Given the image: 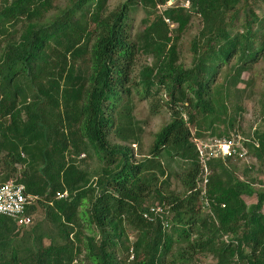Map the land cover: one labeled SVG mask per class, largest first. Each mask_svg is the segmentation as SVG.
I'll list each match as a JSON object with an SVG mask.
<instances>
[{"label": "trees", "instance_id": "16d2710c", "mask_svg": "<svg viewBox=\"0 0 264 264\" xmlns=\"http://www.w3.org/2000/svg\"><path fill=\"white\" fill-rule=\"evenodd\" d=\"M107 1L60 7L58 0H0L2 183L22 184L36 198L27 215L44 209L61 240L20 248L15 241L25 228L0 216V264H201L200 255H209V264H264L257 178H239L226 166L232 158L219 157L208 161L202 192L192 142L202 124L207 131L215 122L233 127L232 87L243 72L264 65V0H183L187 7L168 8L176 0H126L110 12ZM135 6L145 17L133 34ZM193 15L200 29L185 66L179 43ZM138 56L150 64L135 73ZM223 69L233 75L220 83ZM134 96L149 102L151 114L165 106L170 116L139 159L132 148L142 134L131 114ZM242 146L264 171V130ZM88 150L101 164L95 181L79 166ZM163 155L186 162L181 194L167 190ZM156 204L163 212L143 218ZM126 226L135 235L131 244Z\"/></svg>", "mask_w": 264, "mask_h": 264}, {"label": "rangeland", "instance_id": "374dc122", "mask_svg": "<svg viewBox=\"0 0 264 264\" xmlns=\"http://www.w3.org/2000/svg\"><path fill=\"white\" fill-rule=\"evenodd\" d=\"M126 0H108L106 4L107 12L113 11ZM67 4V0H58L57 5L64 7ZM175 5L187 7V2L183 0L168 1L164 8L172 7ZM257 12H261L258 6L255 7ZM129 14V22L131 31L133 34L142 31L143 26L141 20L145 17V12L140 9L139 6H135L131 9ZM160 10H163L160 9ZM51 14V13H50ZM173 26L170 25V28ZM200 29L199 19L193 15L191 22L185 32L182 34V38L179 43V56L180 63L188 66L191 62V54L189 53V43L196 36L198 30ZM150 57L138 56L134 66V72L136 73L141 66L150 64ZM233 75V70H225L220 73L218 81L221 83L225 79H230ZM232 93L230 101L228 102V115L234 118V123L232 128H226L221 123L215 122L212 130L207 131L202 124L201 128L196 131L193 129L192 134L198 139L204 138H216L226 140L231 139L232 136H238L241 144L248 143L254 138L255 130H264V126L261 121L263 107H264V65L263 63L256 64L251 71L243 72L240 80L236 83L235 87H232ZM165 100V99H163ZM238 105L240 110L234 112L235 106ZM133 110L132 117L135 123L142 129V134L140 135V144L134 145L133 152L136 158H140L142 155L146 156L148 150L153 141V136L157 133L164 125H166L169 120V110L164 106L158 110L157 114H151L150 104L148 101H141L138 97H133L132 102ZM217 133L225 134L227 136L218 137ZM253 137V138H252ZM110 143H116V141L111 135H109ZM141 154V155H140ZM84 155L85 157H82ZM80 156L81 160L79 166L82 170L90 173L93 181H95L96 176L99 173L101 164L99 163L95 154L91 150L88 153L82 154ZM161 161L166 166V171L168 174L167 182L168 189L176 194H181L183 192L182 184L180 182V174L186 170V162L181 161L180 158L175 157L173 160L168 159L165 155L161 158ZM226 166L233 170L236 176L241 179L245 177L257 178L258 182L254 184L255 190H264V171L259 168L256 160L249 154L246 153L243 157L232 158ZM249 166H253L249 169ZM255 168V169H254ZM251 170L246 173V170ZM22 167L17 166V176L20 174ZM0 167V172H1ZM1 175V174H0ZM1 176H4L1 175ZM2 177H0L1 179ZM14 179V178H12ZM2 183V181H1ZM249 200L247 203L249 204ZM205 212H203L204 214ZM33 223L30 227L23 229L22 235H20L15 243L20 248L36 249L39 244L42 246H48L50 244H59L61 242L57 228L53 223L48 221L44 209L39 208L36 213L32 215ZM95 231V230H93ZM86 235V233H83ZM125 234L128 238V242L131 244L135 240L134 232L126 226ZM175 247V246H174ZM84 253L79 256V260L82 258ZM120 253H118V258ZM199 261L201 264H209L211 261L209 255H200ZM80 264V263H78ZM83 264V263H82Z\"/></svg>", "mask_w": 264, "mask_h": 264}, {"label": "built area", "instance_id": "2783aa9c", "mask_svg": "<svg viewBox=\"0 0 264 264\" xmlns=\"http://www.w3.org/2000/svg\"><path fill=\"white\" fill-rule=\"evenodd\" d=\"M192 142L197 153L199 162L200 178L197 183V189L204 188L208 181L211 171L208 168V161L217 158H233L235 156L243 157L247 151L242 146L238 136H232L231 139L192 138ZM239 150V152H237ZM22 184L14 179H9L0 184V216L11 219L18 228H28L33 223L32 216L27 215V208L36 200L35 197L26 195ZM59 198L66 197V193L58 195ZM224 207V205H222ZM162 211L160 205L156 204L148 208L143 213V218L153 221L154 216ZM166 228L168 223H162ZM226 239V237H224Z\"/></svg>", "mask_w": 264, "mask_h": 264}, {"label": "crops", "instance_id": "0c3cea01", "mask_svg": "<svg viewBox=\"0 0 264 264\" xmlns=\"http://www.w3.org/2000/svg\"><path fill=\"white\" fill-rule=\"evenodd\" d=\"M0 174L3 175L2 172H0ZM1 175H0V177H2V178L0 179V182L3 181V178H4V176H1Z\"/></svg>", "mask_w": 264, "mask_h": 264}, {"label": "clouds", "instance_id": "9594fccd", "mask_svg": "<svg viewBox=\"0 0 264 264\" xmlns=\"http://www.w3.org/2000/svg\"><path fill=\"white\" fill-rule=\"evenodd\" d=\"M193 138H195V137H193ZM198 139V138H197ZM130 260L132 259V256L129 258Z\"/></svg>", "mask_w": 264, "mask_h": 264}]
</instances>
